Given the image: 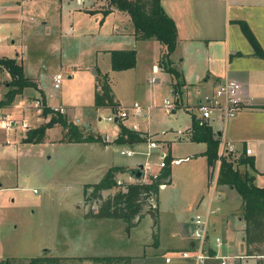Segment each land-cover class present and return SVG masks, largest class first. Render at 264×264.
Returning <instances> with one entry per match:
<instances>
[{
    "label": "rangeland",
    "instance_id": "rangeland-1",
    "mask_svg": "<svg viewBox=\"0 0 264 264\" xmlns=\"http://www.w3.org/2000/svg\"><path fill=\"white\" fill-rule=\"evenodd\" d=\"M80 6L76 0H0V57H18L17 60L20 61L19 57L23 55L24 59L36 62L43 57L39 63L41 69L31 67L29 77L38 84L49 83L48 86L54 93L53 101L56 103L61 100L72 103H78V100L90 101L92 79L96 80L97 70L93 73L92 69H87V65L94 57L89 50V38L81 32L83 29L97 28L103 14L95 10L92 15L83 8L79 9ZM59 20L62 26L54 27L52 23ZM41 21L47 23L40 25ZM68 27L75 29L73 35ZM54 41L57 43L55 46L52 44ZM107 57L97 56L96 61L109 72L108 78L111 79L113 91L121 101L119 110L128 113V117L125 118L128 123L135 121L141 129L149 127L153 133L156 132V136L150 134L147 136L141 131L142 135L146 136L145 140L131 145L124 144L125 146L116 144L106 146L102 141L70 143L63 138L62 127L56 124L46 130L48 134L44 142L33 144L24 142L23 139L29 128L41 124V119L38 120L36 114L42 112V106L39 110L31 107L30 114L33 117L25 129L21 126L24 123L22 106H0V120L5 116L14 122L8 130L0 127V183L3 188L0 196V260L7 259L4 255H14L16 261H24V258L32 257L29 255L46 253L47 246L54 247L53 254L57 255L106 251L116 253L120 250L137 253L138 260H143L145 256L142 251L146 245L143 243L148 241V237L151 255H155L153 249L158 242L163 248L168 245L180 247L182 244V231L189 227L184 228L185 220L182 213L194 212L191 201L204 182L201 161L195 160L194 157L179 165H172V180L159 191L160 211L154 219L149 218V215H145V210L149 209L145 205L143 219L141 220L140 216L135 217V220L139 218L136 222L138 226L131 231V235L134 232L132 237L124 238L126 235L123 236L119 230L118 237L106 236L110 230L107 225L125 224L120 218L85 216L96 221L86 220L85 223L81 221L77 224L76 219H73L76 213L71 214L67 211H78L82 206L86 210L93 206L97 209L99 200L97 203L84 198L81 200L83 188L86 183L97 182L104 172L112 167L109 166V161L127 166L133 160H141L144 165H148L144 175V179L148 180L147 175L160 166V154L167 152L164 144L155 137L162 140L170 139L172 153L175 156H182L185 152L193 150L191 143L183 138L186 137L185 133L177 132H184L190 124L191 112L197 113L193 107L195 101L192 98L189 101L183 99L175 108V112H172L175 104L169 96L173 108L167 110L163 102L167 96L163 92L156 94L154 98L148 95L150 84L147 81L149 74L144 69L145 57L139 58L137 71L131 70L126 74H123V71H109ZM59 58L68 65L62 68L60 87L54 88L52 77L60 72L57 63ZM77 64L81 65L80 68L83 70L73 67ZM3 76L2 73L0 93L7 90V80L10 79ZM100 77L101 75L97 79ZM32 99L35 100L34 97ZM134 101L140 103L143 107L142 113H146V116H135L131 113L129 107ZM147 104L151 105V108H146ZM83 113L85 115L79 120L77 116L81 114L75 113L74 110L63 114H68L69 119L79 125L81 131L86 134L100 135L99 128L109 130L115 126V120L106 119L108 115L113 116L111 111L98 110L100 118L97 119V127L95 115ZM74 117L77 120H74ZM49 118L50 115L47 114L44 119ZM179 138L182 139L178 140ZM150 140L156 141L155 147H149ZM120 149L132 150L133 154L131 156L121 154ZM240 166L241 169H245V165ZM118 178L122 181L124 178L127 179L128 175L120 173ZM132 179L136 180L133 176ZM34 188L36 191H33ZM111 193L113 189L103 190L102 196ZM115 227L116 224L113 228ZM55 264L103 263L84 259L80 262L58 261ZM117 264L126 263L119 261ZM133 264L151 263L143 260L134 261Z\"/></svg>",
    "mask_w": 264,
    "mask_h": 264
},
{
    "label": "crops",
    "instance_id": "crops-1",
    "mask_svg": "<svg viewBox=\"0 0 264 264\" xmlns=\"http://www.w3.org/2000/svg\"><path fill=\"white\" fill-rule=\"evenodd\" d=\"M76 1L78 4H81L79 9L83 8L90 14L95 12V10H98V12H101V14H103L102 21L99 22L97 28L93 27L83 29L81 32V34L89 38V50H91V52L94 54L93 60H91L90 63L87 65V69H92L93 73L94 70H97V74L95 77L96 80L92 79L93 84L90 93V101L82 102L78 100V103H72L69 101L61 100L59 103H56L53 101L52 97L54 93L48 86L49 83H36L37 88L33 86H26L21 93H18L14 97V100L10 104H8V106L4 107H9L11 105L14 107L22 106L24 110L23 122L28 124L29 121L31 122L33 117L32 114H30L32 109L31 107H35L34 104L36 100L40 99L38 97L40 95V92L43 91L48 105L52 107L61 106L66 109L67 112L65 113L74 110L75 113L81 114L80 116L78 115L79 117L77 116L78 120L80 119V117L85 115L83 112H88L92 116L95 115L96 125L95 123L93 125L97 127V119L100 118L99 114H97L98 110H111L109 107L106 106L94 107V92L95 89L99 87V79L97 78L98 76L104 73H107L109 76L107 68L100 67V65L96 61V58L97 56L101 57V55H107L110 69L109 71L114 70L111 68L110 62L111 49H135L136 51L135 66L125 70H115L119 72L123 71V74H126L131 70L134 72L137 71L136 69L138 68L140 63L139 58L141 56L145 57L144 59L146 63L144 69L149 74V77H147V81L150 84V87L148 88V95L150 98H154L156 94L163 92L167 97L171 96L175 104L174 108L171 110L172 112H175V108L182 103L183 99L189 101V99L192 98L195 101L193 103L194 107V105L198 102L199 98L203 96L204 93L213 89L214 86H216V84L221 79L225 77H230L232 79L235 78L242 84V93L244 99L243 108L234 118L229 120L226 127H223L220 122H211L210 126L213 127V129H215L219 135L222 133L225 138L234 141L238 145V153L240 154V156L243 154L247 157L253 158L255 162L254 167H252L250 164L243 165H245V169H247L251 174L255 176L254 180L256 184L264 187V58L256 53L253 42L249 41L242 28V25L240 24V21H245L249 24L250 28L252 29L253 33L257 38V41H259L264 50V0H160L161 6L173 19L177 28V45L175 50L170 54V59L173 60L174 65L180 70L181 75L184 79V84L181 88V93H179V96L173 92L172 83L175 81V78L168 72L164 71L162 69V65L160 64V58L166 49L165 44H162L158 40L152 38L137 39L135 37V27L133 26L130 14L128 12L126 13L125 11L117 9L114 6L109 7L108 0ZM107 8H109L110 11L108 13H104L105 9ZM39 23L41 25L46 24L47 22L41 21ZM52 25H54V27L56 28L58 26H62L60 20L54 21ZM68 28L69 32L73 35L75 29L71 27ZM57 38L58 35L56 37V40ZM55 41L52 43L54 46L55 44H57ZM19 58H21L19 62L23 65L24 73L26 75L29 76L28 72L31 67L41 69V64L39 63L43 59V57L40 58L39 62L24 59L23 55H21ZM57 63L58 72L60 71L63 74L62 68L67 66L68 63L63 61L61 58H59V61H57ZM80 66L81 65L77 64L73 67L80 68ZM80 69L83 70L82 68ZM0 73V75H2V73L4 74V78H10V74L8 70L6 71V69L0 68ZM152 77H155L156 79L151 80ZM109 81H111V79H109ZM110 86L113 91L111 82ZM3 94L4 91H1L0 100ZM113 95L115 96V99L119 105L118 107L120 108L121 101L119 97L114 91ZM32 97H34L35 100H33ZM148 105L149 104H147L146 108H151V105ZM192 114L195 115L196 113L191 112V121ZM143 115L146 116L147 114L145 113ZM36 116L38 120L41 119V124L48 120L44 119L46 115H42L41 112H37ZM125 118L114 119L115 126L113 127V129L104 130L103 128L98 127L99 132H101L100 135L102 136V142H105L104 145L109 146L116 144L118 146H125L124 144L131 145L140 141L139 140L121 143L117 142L115 140L119 133L117 119H120L121 122L127 127H134L138 129V131H142L143 134H146L147 136L149 134L156 136V132L153 133L154 131L149 130V127L147 129H141L137 122L131 121L130 123H128ZM191 121L190 124L185 128L186 132H177L178 134L185 133L184 135H186V137L183 138H186L187 141L191 143V147H193L192 151L185 152V154L182 156L173 155L170 139L165 138V140H162L158 137H155L156 140H160L164 144L165 150L167 148V153H169L171 159L177 157L183 158L187 156L188 158L183 159V161L191 160L192 157H194L195 160L201 161L200 168L204 182L201 183V187L196 192L195 196L193 197V200L191 201V203L193 204L192 206L194 207V212L187 214V212L185 211L182 213V218L183 220H185L184 228L186 229L187 226L189 227L185 231H182L181 241L183 242L182 244H180V247L176 245H168L163 248L162 246H159L158 242V245L153 249L155 255H151V252H149L150 238L148 237V241L143 243V245L146 244L144 250L142 251L145 256L143 260H146L148 263L151 264H194V260L192 257H187L186 259H183L178 254V252L180 251L186 249L191 251L193 248V244L195 242V238L192 234L193 215L195 213L205 212L207 209L217 208L216 211L209 213L210 241L211 244L215 246L216 237L222 236L223 244L220 248L215 247L214 250H211V254L221 257L223 255L232 256L228 260L227 264H264V254H247L248 250L245 232L246 219L244 215L245 205L244 199L239 193V191L231 187L230 185L223 184L219 181L215 187V192L211 190V186L208 181L211 167L207 163L206 155L203 154L207 146L203 141L196 142L190 138ZM91 123H93V121H91ZM181 139L182 138H179L178 140ZM247 147H251L253 149L252 154H247ZM140 161L141 160H133L126 167L131 168V166H133L134 164L136 165L138 163H142L144 165V163ZM183 161L176 165L181 164ZM170 164L171 182L173 176L172 165L175 163L170 162ZM114 165L120 164L112 163L111 161H109V166ZM161 167L162 166H158L153 173L149 174H156ZM147 169L148 167L144 165L143 174L141 178L134 179L145 180L144 175ZM120 173H126L128 175L127 179L124 178L125 181H133L132 176L129 174L128 170ZM118 174L117 181L120 182L121 180H119L120 178H118ZM165 185L167 184L161 185L159 191ZM2 189L3 188L1 187L0 196ZM216 195H220V197L217 198ZM83 198L84 196L82 195L81 200H83ZM156 200L157 201L154 203L155 209H153L154 218L160 211L159 192ZM209 202L210 207H208ZM80 205L82 204L80 203ZM93 208H95V206H93ZM85 210L86 209H84L82 206V208H80L78 211H67L71 214L76 213L73 219H76L77 224L81 221H84L85 223L86 220L94 221L92 218H86L84 216L86 212ZM145 215L148 216L146 212ZM145 215L142 214L140 216L141 220ZM149 218L151 217L149 216ZM154 218L152 217V219ZM138 219L139 218H137L135 221L137 222ZM99 220L103 221L101 219ZM115 224L116 227L113 228ZM115 224L107 225V228H110V230L107 231L106 236L109 235L111 237H118L119 235L117 232L119 230L123 236L126 235L124 238L128 236L132 237L134 232L131 235V231H133L135 227L138 226V224L135 223V225L130 228L131 230H126V223L124 225L120 224V226H118V223ZM111 237L108 238L110 239ZM53 249L55 248L52 246H47L45 249L46 253H38V255L29 256H51L55 257L57 259V262L64 260H76V262H80L84 259H90L94 261L93 257L99 256L124 255L131 257L132 264L134 263V261H143L138 260V258L136 257L137 253L132 254L127 252H121L120 250H118V252L116 253L106 251L91 254L68 253L64 255H57L53 254ZM145 251H147L148 253ZM168 254L172 255V259L171 261L166 262L165 257L168 256ZM4 256L5 258H12L14 255ZM148 257H150L151 260L150 258L148 259ZM131 262L129 264H131ZM55 263L56 262H47L42 264ZM202 264H221V259L220 257L207 258L203 261Z\"/></svg>",
    "mask_w": 264,
    "mask_h": 264
},
{
    "label": "trees",
    "instance_id": "trees-1",
    "mask_svg": "<svg viewBox=\"0 0 264 264\" xmlns=\"http://www.w3.org/2000/svg\"><path fill=\"white\" fill-rule=\"evenodd\" d=\"M108 6H114L117 9L128 12L131 16L133 26L135 27V37L137 39L152 38L165 44L166 49L160 58L162 69L171 74L175 81L173 92L179 96L184 79L180 70L170 59V54L176 48L177 28L173 19L167 14L161 6L160 0H108ZM109 8L104 13H108ZM242 28L249 39L252 41L256 53L264 58V50L257 41L255 34L245 21H240ZM135 49H111L110 62L114 70H125L135 66ZM0 67L8 70L10 79L7 80L8 88L4 92L0 106H8L14 97L23 91L26 86L37 88V84L28 75L24 73L23 65L16 57H0ZM99 87L94 92V107L106 106L111 112L119 110L118 102L113 95L110 86L108 74H101ZM42 100V115H50V118L26 131L24 142L41 143L47 136L46 130L56 124L62 127L63 138L69 142H96L102 141L99 134H86L81 131L79 125L69 119L68 115L54 110L47 104L44 92H40ZM119 133L115 140L121 142L142 141L146 136L142 135L132 127L124 125L120 119H117ZM190 138L193 141H203L206 149L203 152L206 155L207 163L211 168L217 164L220 138L213 127L208 123L198 124L194 114H192ZM171 157L169 153L164 158L162 166L156 174H149L148 180H122L118 183L117 174L125 172L128 167L114 165L107 169L104 175L94 183H86L83 188L84 199L98 202L97 209L90 207L86 210L84 216L88 217H106L120 218L126 223V230L130 229L135 223V217L141 216L145 205L150 209H155L154 203L157 201L159 188L163 184L170 183L171 175ZM220 168L217 181L228 184L239 191L244 199L245 219H246V244L248 255L264 254V187L256 184L255 176L247 169H241L240 165L250 164L254 167L253 158L241 155L237 160L231 154L221 158ZM141 178V177H140ZM113 189V193L102 196L103 190ZM152 199L154 201H152ZM95 262L103 264H117L119 261H125L126 264L131 262V257L124 255L116 256H99L93 257ZM47 262H57L55 257L32 256L24 261H16L13 257L3 259L0 264H42Z\"/></svg>",
    "mask_w": 264,
    "mask_h": 264
},
{
    "label": "built area",
    "instance_id": "built-area-1",
    "mask_svg": "<svg viewBox=\"0 0 264 264\" xmlns=\"http://www.w3.org/2000/svg\"><path fill=\"white\" fill-rule=\"evenodd\" d=\"M62 73L54 74L52 77L53 81V87L59 88L60 84L62 82ZM155 77H152L151 80H155ZM242 84L237 79H232L230 77H225L221 79L216 86H214L213 89L210 91L204 93L203 96H201L198 100V102L194 105L196 109L195 117L198 121V124L208 123L211 125V122H220L223 127H226L229 120L234 118L240 110L243 108L244 99H243V93H242ZM172 100L168 97L164 98V106L167 110L173 108ZM35 107L40 108L42 106L41 99L36 100ZM54 110H57L59 112H66V109L63 107H52ZM131 113L135 116L143 115L142 113V106L138 101H134L132 105L130 106ZM112 115H108L106 117L107 120L113 121L115 118H125L128 117V113L125 110H118L116 112H113ZM75 120H77L75 118ZM14 125V122L12 120L7 119L5 116L0 120V127L3 129H9ZM27 126V123H22V128L25 129ZM149 147H155L156 141L150 140L148 142ZM220 148H219V154L217 159V164L215 167L211 168L210 176H209V183L211 186V190L215 192V187L218 183V174H219V168H220V161L221 158L227 154H231L235 160H237L240 157V154L238 153V145L231 140H228L225 138V136L221 133L220 138ZM247 154H252L253 149L251 147H247L246 149ZM122 154H125L127 156H130L133 154L132 150H121ZM167 152H162L159 156L160 166H164V158L166 157ZM188 157H177L170 160L171 163L178 164L183 159H187ZM146 167H148L147 164H145ZM119 183V182H118ZM1 190V187H0ZM33 191H36L34 188ZM217 198L220 197V195H216ZM208 207H210V202ZM217 208L213 209H207L205 212L202 213H195L193 215V229L192 234L195 238V242L193 244L192 250H183L178 252L181 258L186 259L187 257H192L194 260V264H202L203 261L207 258L211 257H220L221 264H227L228 260L232 257L229 255H223L216 256L214 254H211V250H214L215 247L220 248L223 244V237L218 236L215 239V246L211 244L210 241V233H209V227H210V212L216 211ZM172 259V255L168 254V256L165 257V261L169 262Z\"/></svg>",
    "mask_w": 264,
    "mask_h": 264
},
{
    "label": "water",
    "instance_id": "water-1",
    "mask_svg": "<svg viewBox=\"0 0 264 264\" xmlns=\"http://www.w3.org/2000/svg\"><path fill=\"white\" fill-rule=\"evenodd\" d=\"M116 119V118H115ZM144 165L142 163H138L135 166H131V168H128V172L131 176L134 178H140L143 174ZM145 212L150 216L154 218V210L153 209H146Z\"/></svg>",
    "mask_w": 264,
    "mask_h": 264
}]
</instances>
